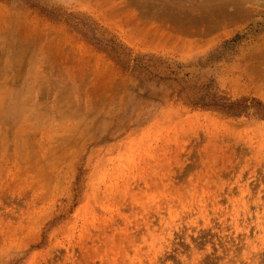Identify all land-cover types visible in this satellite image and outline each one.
Returning a JSON list of instances; mask_svg holds the SVG:
<instances>
[{
  "label": "rangeland",
  "instance_id": "1",
  "mask_svg": "<svg viewBox=\"0 0 264 264\" xmlns=\"http://www.w3.org/2000/svg\"><path fill=\"white\" fill-rule=\"evenodd\" d=\"M0 264H264V0H0Z\"/></svg>",
  "mask_w": 264,
  "mask_h": 264
}]
</instances>
